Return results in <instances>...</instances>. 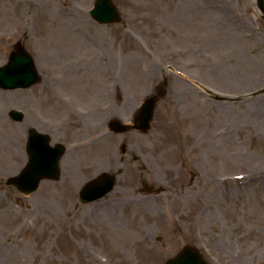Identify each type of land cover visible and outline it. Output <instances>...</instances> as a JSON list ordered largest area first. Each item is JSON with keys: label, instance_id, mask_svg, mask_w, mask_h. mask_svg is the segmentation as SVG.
<instances>
[{"label": "rangeland", "instance_id": "obj_1", "mask_svg": "<svg viewBox=\"0 0 264 264\" xmlns=\"http://www.w3.org/2000/svg\"><path fill=\"white\" fill-rule=\"evenodd\" d=\"M94 1L0 0V66L21 43L41 78L25 90L0 89V264H165L184 245L210 264H264V16L257 0H112L122 15L117 25L95 24L88 15ZM50 71L64 76L76 110L55 96L54 81L46 86ZM156 92L146 133L93 129L101 119L94 105L109 103L111 117L131 125ZM11 110L24 112V121L11 120ZM31 127L65 145L66 155L60 179L25 197L5 180L27 161ZM80 135L103 140L105 156L97 158L102 142L77 156ZM152 135L172 151L168 163L139 147L138 137ZM96 159L116 186L81 205L80 186L99 174L91 169ZM120 230L147 239L130 245Z\"/></svg>", "mask_w": 264, "mask_h": 264}, {"label": "water", "instance_id": "obj_2", "mask_svg": "<svg viewBox=\"0 0 264 264\" xmlns=\"http://www.w3.org/2000/svg\"><path fill=\"white\" fill-rule=\"evenodd\" d=\"M93 8L89 11L90 16L102 24L120 23L121 17L118 15L111 0H96ZM258 6L264 14L263 0H258ZM39 81L37 72L34 68L32 58L24 48L19 45L11 52L6 65L0 67V88L5 90L25 89ZM156 99L147 98L141 105L135 117V129L146 132L152 121L154 104ZM11 119L17 122L22 121V114L17 111L10 113ZM112 128L116 131L124 132L127 127H122L117 122ZM26 144V155L28 162L22 171L15 177L8 178L5 183L7 186L15 188L20 194L28 196L34 193L41 181L57 180L59 177L58 162L64 155V148L60 145L50 147L49 138L45 135L31 130L28 133ZM114 185L113 178L110 176H100L97 181L87 184L81 191L79 201L88 203L98 200L108 194ZM166 264H207L196 248L185 246L180 253Z\"/></svg>", "mask_w": 264, "mask_h": 264}, {"label": "bare ground", "instance_id": "obj_3", "mask_svg": "<svg viewBox=\"0 0 264 264\" xmlns=\"http://www.w3.org/2000/svg\"><path fill=\"white\" fill-rule=\"evenodd\" d=\"M84 38V37H83ZM85 39V38H84ZM70 41H72L74 44H73V46H81V45H78L79 43H77V38H71V40ZM80 41V40H79ZM84 45V44H83ZM85 46V45H84ZM173 53H176V51H174ZM113 62H114V65H116V67H118L119 66V64H117V62L115 63V59L113 60ZM120 65H122V66H124V63H121ZM119 69V68H118ZM123 69H124V71L127 69V66L126 67H124V68H122L121 69V71L123 72ZM125 75H127V77H128V79H127V81L128 82H131V83H133L131 86L133 87V89H134V93H136L137 92V90H138V88H139V84H137V82H136V78L134 77H132V72L130 71V70H126V72H125ZM141 75L142 76H144V75H146L144 72L143 73H141ZM115 83V78L113 77V81H111V85H113ZM150 83V82H149ZM110 85V86H111ZM110 86H109V88H110ZM114 86V85H113ZM113 86L111 87L112 88V90H113ZM147 86V85H146ZM111 88L110 89H108L109 90V92H110V95H112V90H111ZM143 89V88H142ZM140 90V91H143V90ZM107 94V93H106ZM114 108L112 107V106H107V107H104V109H101V107L99 106V105H95L94 106V108H93V110H94V112H95V116L97 117V116H99L100 115V118L101 119H104V118H107V117H110V116H112V115H114V110H113ZM106 114H107V116H106ZM106 116V117H105ZM102 125H104V123L102 122ZM88 130V129H87ZM85 131V130H84ZM48 133V132H47ZM106 136V135H105ZM105 136H103L102 137V139L105 137ZM139 139H138V142L137 143H139V147H141V148H143V149H145V150H150V152L152 153V154H157V158L159 159V162L160 163H165V161H166V163H168L169 161H170V159H169V155H171L172 154V151H168V153H169V155H168V153L166 152V151H164V150H162V148L160 147V136L159 135H157V137L156 136H154V135H152L150 138H147V139H145V138H141V137H138ZM103 140H101L100 138L99 139H96V140H92V139H86V140H78V142L76 143V145H77V148L80 150H75V152L77 153L76 155L77 156H80L81 154H83V152H82V150L83 149H85V147H87V146H92V145H95L96 143L97 144H100L101 142H102ZM102 145H103V153H101V154H98L97 156V158L99 159L100 157H104L105 156V154H106V151H105V144L102 142ZM80 153V154H79ZM82 156V155H81ZM98 159H96V160H94L93 161V165L91 166V169H94L95 171H98L99 173H100V171H103L104 170V164H103V162L102 161H99ZM120 206H122V203H120L117 207H115V209L116 210H118L119 209V207ZM121 208V207H120ZM105 220V219H104ZM114 227H116V225L115 226H113V228ZM122 233H125V236L126 237H128L127 238V243H129L130 245L131 244H134V243H142V241H144L145 239H147V236L146 235H143V236H141L140 238H136V237H133V233H129V232H127L126 230H120ZM150 249V248H149Z\"/></svg>", "mask_w": 264, "mask_h": 264}, {"label": "flooded vegetation", "instance_id": "obj_4", "mask_svg": "<svg viewBox=\"0 0 264 264\" xmlns=\"http://www.w3.org/2000/svg\"><path fill=\"white\" fill-rule=\"evenodd\" d=\"M50 67V63H46V67ZM66 77V76H65ZM64 76L60 75V76H52L51 75H47V79L49 81H46V86L48 88H51L52 82L51 80H54V91L56 94H60L62 96V98L64 99V101H66V105L68 106V109L71 108V106L69 105L70 100L66 99L65 95L67 96V98H69V95H67L69 93V91L65 90V87H67L66 85H64V80H63ZM65 94V95H64ZM117 98L121 99L119 94L117 96ZM85 117H80V119L83 121ZM71 171V168L68 165H65V173H69Z\"/></svg>", "mask_w": 264, "mask_h": 264}]
</instances>
